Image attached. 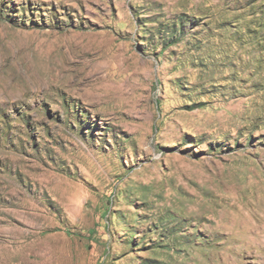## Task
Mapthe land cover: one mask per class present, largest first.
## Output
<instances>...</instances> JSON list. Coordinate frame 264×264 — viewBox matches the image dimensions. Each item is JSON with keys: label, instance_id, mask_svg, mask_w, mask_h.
<instances>
[{"label": "rangeland", "instance_id": "1", "mask_svg": "<svg viewBox=\"0 0 264 264\" xmlns=\"http://www.w3.org/2000/svg\"><path fill=\"white\" fill-rule=\"evenodd\" d=\"M0 264H264V0H0Z\"/></svg>", "mask_w": 264, "mask_h": 264}]
</instances>
